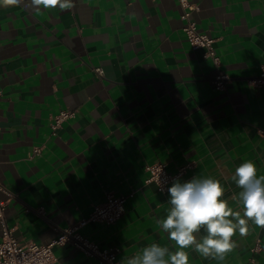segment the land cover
Wrapping results in <instances>:
<instances>
[{
  "label": "crops",
  "instance_id": "crops-1",
  "mask_svg": "<svg viewBox=\"0 0 264 264\" xmlns=\"http://www.w3.org/2000/svg\"><path fill=\"white\" fill-rule=\"evenodd\" d=\"M190 3L218 66L187 42L178 0L0 5V181L20 242L48 244L112 194L127 197L123 216L90 223L83 237L121 264L152 243L179 250L158 224L168 193L146 182L155 163L169 174L189 165L179 182L219 180L243 218L235 169L252 161L264 175V86L251 84L264 63V0ZM218 71L228 77L222 91L212 84ZM61 111L75 116L53 134ZM232 239L237 247L222 261L184 249L189 264H264V228L248 221V234ZM53 253L55 264H99L71 245Z\"/></svg>",
  "mask_w": 264,
  "mask_h": 264
},
{
  "label": "clouds",
  "instance_id": "clouds-1",
  "mask_svg": "<svg viewBox=\"0 0 264 264\" xmlns=\"http://www.w3.org/2000/svg\"><path fill=\"white\" fill-rule=\"evenodd\" d=\"M45 8L71 9L73 0H38ZM21 0H0V5H18ZM232 180L242 189L239 202L241 213L233 211L228 201L222 199L224 188L214 178L193 177L186 182L174 180L167 189L169 196L166 218L158 224L175 242L179 250L152 243L138 253L124 259L122 264H189L192 248L205 259L223 260L237 244L232 237L237 230L241 236L248 234V221L264 228V175L257 176V166L252 161L241 163ZM201 230L205 233L200 235Z\"/></svg>",
  "mask_w": 264,
  "mask_h": 264
},
{
  "label": "built area",
  "instance_id": "built-area-1",
  "mask_svg": "<svg viewBox=\"0 0 264 264\" xmlns=\"http://www.w3.org/2000/svg\"><path fill=\"white\" fill-rule=\"evenodd\" d=\"M180 6V20L183 21L182 32L187 42L194 50H203L204 58L211 59L216 66L219 65V59L215 55L213 44L214 40L197 31L196 23L191 18L193 5L190 0H178ZM98 77L102 76L100 68L95 69ZM228 83V77L221 71H218L212 80V84L217 91L225 89ZM252 86H264V63L260 66V75L251 82ZM75 116V112L61 111L52 120L51 130L55 134L62 126L63 122ZM39 153L38 149L34 154ZM185 165L177 170L175 174H169L166 166L162 163H155L146 167L148 178L146 182L155 184L157 191L165 194L174 180L180 179L186 168ZM0 192L5 194L8 199L0 200V264H55L56 259L53 253L55 247L71 245L81 251L89 258L96 259L99 264H121L117 260V252L113 249L101 248L97 244L83 237L79 231L90 223H100L106 226L117 222L124 214V205L127 197L124 195L114 196L107 194L102 204L95 205L87 218L82 219L74 226L65 228L59 232L57 238L45 245L35 244L33 242H20L13 234L5 219V209L11 194L4 188L0 181ZM261 250V241L257 239L252 248V253H258ZM250 262H252L250 260Z\"/></svg>",
  "mask_w": 264,
  "mask_h": 264
}]
</instances>
